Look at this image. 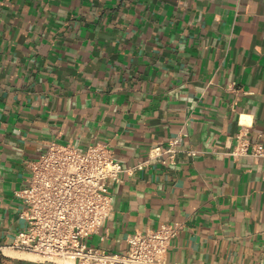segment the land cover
I'll return each mask as SVG.
<instances>
[{"label": "crops", "instance_id": "crops-1", "mask_svg": "<svg viewBox=\"0 0 264 264\" xmlns=\"http://www.w3.org/2000/svg\"><path fill=\"white\" fill-rule=\"evenodd\" d=\"M264 0H0V242L23 220L14 190L51 141L109 143L124 167L86 242L180 222L172 264H264ZM246 133V134H244ZM194 151V153H190ZM0 264H57L4 248Z\"/></svg>", "mask_w": 264, "mask_h": 264}, {"label": "built area", "instance_id": "built-area-1", "mask_svg": "<svg viewBox=\"0 0 264 264\" xmlns=\"http://www.w3.org/2000/svg\"><path fill=\"white\" fill-rule=\"evenodd\" d=\"M179 143L176 137L167 147H153L147 160L124 167L107 142L91 141L80 148L51 141L36 159L28 161L27 184L14 190L22 204L18 216L23 223L10 244L0 242V253L10 248L57 264H172L165 255L181 228L177 221L129 234L124 251L92 247L86 240L111 217V185L121 181V174L142 169L154 157L174 163ZM231 154L263 158L264 146L250 144L239 133Z\"/></svg>", "mask_w": 264, "mask_h": 264}, {"label": "rangeland", "instance_id": "rangeland-1", "mask_svg": "<svg viewBox=\"0 0 264 264\" xmlns=\"http://www.w3.org/2000/svg\"><path fill=\"white\" fill-rule=\"evenodd\" d=\"M38 257V256H37Z\"/></svg>", "mask_w": 264, "mask_h": 264}]
</instances>
